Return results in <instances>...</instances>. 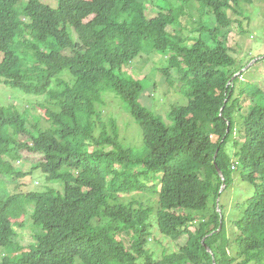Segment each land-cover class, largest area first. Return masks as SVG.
Listing matches in <instances>:
<instances>
[{
	"label": "trees",
	"instance_id": "16d2710c",
	"mask_svg": "<svg viewBox=\"0 0 264 264\" xmlns=\"http://www.w3.org/2000/svg\"><path fill=\"white\" fill-rule=\"evenodd\" d=\"M56 1L0 0V80L56 107L46 110V130L38 119L28 127L26 110L0 107V179L17 177L12 162L26 149L39 154L48 182L63 185L0 200V264H264V89L242 83L248 63L227 47L231 26L246 32L241 3L249 0ZM189 5L197 28L185 36L179 18ZM160 54L174 59L169 68L187 98L168 111L170 125L140 102L141 83L123 71ZM108 92L140 127L145 156L122 147L115 125L106 129L97 105ZM235 172L254 193L231 227L233 251L216 202ZM128 182L157 194L156 208L110 193H127ZM26 217L34 242L24 246L16 227ZM155 227L185 236V245L160 260L148 247Z\"/></svg>",
	"mask_w": 264,
	"mask_h": 264
},
{
	"label": "rangeland",
	"instance_id": "374dc122",
	"mask_svg": "<svg viewBox=\"0 0 264 264\" xmlns=\"http://www.w3.org/2000/svg\"><path fill=\"white\" fill-rule=\"evenodd\" d=\"M41 1L53 7L57 2L56 0ZM156 4L162 5L163 2L162 0H156ZM241 7L246 15V17L241 18L246 32L241 33L236 24L231 26L227 38V47L235 58H238L239 61L244 59L243 64L248 63L244 68V78H241L242 83L251 82L258 86L261 85V88L264 89V0L243 1ZM184 11L185 13L180 16L179 22L182 34L188 36L189 30L197 28L188 21V15L189 13L192 14L197 20V13L191 5ZM152 13L154 15V12L149 10L148 14L150 16H152ZM81 16L80 13L79 17ZM202 26H207L206 20L203 21ZM1 59L2 54L0 53V61ZM52 60L59 61L55 56L52 57ZM173 61L174 59H167L160 54L152 57H140L135 60L134 64L123 68L126 75L141 83L140 102L156 117L169 125L171 124L168 117L170 108L184 106L187 103V98L180 83V74L176 69L169 68ZM163 70H166L167 74H164ZM61 78L71 82L68 74H64ZM1 80L0 107L13 108L20 112L26 110L29 117L28 127L33 126L34 119L40 120L37 124H40L41 130L50 127L48 111L56 110L52 102H48L45 97H34L23 93L19 89L8 87ZM125 107L126 105L119 97L108 92L102 96V103L97 105V112L102 114L103 123L109 133L113 126H116L119 141L124 149L131 150L138 157H143L146 155V150L142 143L141 129L130 115L127 107ZM47 108L48 111H46ZM19 142L21 145H29V141L25 139H20ZM232 152L231 149H228L230 156ZM17 153L20 155V159L14 160L12 165L16 171H19L18 178H13V180L0 179V200H5L10 195H25L33 191L36 193L44 192L48 188L62 192L63 185L61 183L47 181L44 169L39 167V154H32L26 149H21ZM235 173L232 184L223 190L219 200V209L224 217V224L227 226L231 243L230 247L233 251L236 246L234 239L236 240L237 236L231 230V227L243 217L247 200L254 193L253 186L243 181L238 172ZM118 183L119 179L115 178L113 185ZM141 183L145 182L142 181ZM132 185L133 183H127V193L115 192V190L110 191V193L120 197L119 201L121 202L134 203L136 201L144 206L156 208L157 194H154L151 190L135 191L132 189ZM152 185V182L146 183L148 188ZM23 203L29 204L25 200ZM20 224H24V226L16 227L18 233L16 241L27 246L34 242V228L29 217H26V223L20 221ZM190 230L193 232L194 228L191 227ZM118 238L123 240L125 244H129L127 235L123 234ZM214 242H216V239L210 241V243ZM185 243V236L178 239H169L162 236L155 227L152 230L148 247L161 260L164 255L178 253ZM3 256L4 251L0 248V262Z\"/></svg>",
	"mask_w": 264,
	"mask_h": 264
},
{
	"label": "water",
	"instance_id": "95a60500",
	"mask_svg": "<svg viewBox=\"0 0 264 264\" xmlns=\"http://www.w3.org/2000/svg\"><path fill=\"white\" fill-rule=\"evenodd\" d=\"M243 72H244V69L241 70V73H243ZM228 131H229V129L227 128L226 134L228 133ZM215 157H216V155H215ZM214 165H215V168H216L217 173L219 174V176L223 177L222 172L219 170V168L217 167L216 163ZM224 188H225V186L223 185L222 188H221V190H220V192H219V195L223 192ZM218 206H219V198H217V203H216V207H217V209L219 211ZM219 213H220V211H219ZM220 228H221V225H220L219 229ZM205 239H206V237L203 239V241H202L203 243H204ZM205 248H206V250L209 253H211V250L209 249V247L207 245H205ZM213 264H216L214 260H213Z\"/></svg>",
	"mask_w": 264,
	"mask_h": 264
},
{
	"label": "bare ground",
	"instance_id": "6f19581e",
	"mask_svg": "<svg viewBox=\"0 0 264 264\" xmlns=\"http://www.w3.org/2000/svg\"><path fill=\"white\" fill-rule=\"evenodd\" d=\"M223 185L225 186V184H223ZM221 188H222V187H221ZM219 192H220V191H219ZM221 194H222V193H221ZM221 194H220V195H221ZM220 195H219V197H218L219 200H220ZM216 203H217V202H216ZM218 208H219V206H218ZM217 210H218V209H217ZM219 211H220V209H219ZM219 211H218V212H219ZM220 213H221V211H220Z\"/></svg>",
	"mask_w": 264,
	"mask_h": 264
}]
</instances>
